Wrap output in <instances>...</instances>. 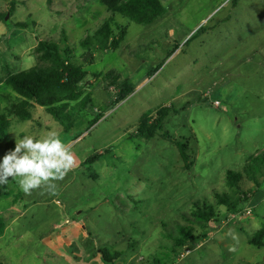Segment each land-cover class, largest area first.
I'll return each mask as SVG.
<instances>
[{
    "label": "rangeland",
    "instance_id": "1",
    "mask_svg": "<svg viewBox=\"0 0 264 264\" xmlns=\"http://www.w3.org/2000/svg\"><path fill=\"white\" fill-rule=\"evenodd\" d=\"M161 2L150 24L114 16L127 35L86 65L71 126L32 101L31 119L9 114L14 144L59 132L75 165L55 195L25 194L11 177L0 186V264H264V0ZM0 14L3 112L22 98L6 79L37 64L40 40L80 59V41L113 15L99 0H0ZM123 81L134 90L120 100ZM163 106L162 130L138 136ZM9 150L0 143V158ZM229 170L251 195L243 213L216 196L240 197ZM206 202L217 210L207 222L195 214Z\"/></svg>",
    "mask_w": 264,
    "mask_h": 264
},
{
    "label": "trees",
    "instance_id": "2",
    "mask_svg": "<svg viewBox=\"0 0 264 264\" xmlns=\"http://www.w3.org/2000/svg\"><path fill=\"white\" fill-rule=\"evenodd\" d=\"M99 1L113 15L105 20L96 31L88 34L80 41V46L83 49L80 58L82 61L74 54V49L68 44L62 46L57 41L43 39L35 47L37 64L6 79V83L22 98L13 101L5 112L1 110L0 105V143H5L10 149H14L15 144L9 133L11 129L9 114H14L22 120L31 119L30 101L46 107L48 112L62 122L66 128L71 126L72 118L67 110L70 108V102L76 101L83 93L81 83L90 74L86 65L94 63L97 50L107 51L119 48L127 35V26L118 23L114 16L120 15L136 23L150 24L165 12V6L161 0ZM0 16L4 18L5 14H0ZM27 25V22H19L9 26L25 28ZM114 25L117 26V33L114 30ZM64 40L65 42L68 41L66 37ZM120 88L121 92L118 95L120 98L118 99L121 100L134 90V85L130 81H123ZM170 113L171 107L163 106L155 111V116H146L138 126L137 135L154 136L157 129L162 130L163 122ZM99 119L100 116L92 121L90 126ZM166 135L169 134L166 132ZM177 146L184 164L189 165L190 155L187 144L178 140ZM241 180V173L236 170H229L227 182L233 189L240 191V197L228 193H217L216 195L221 198V204L226 206L229 212L235 214L245 211L243 204L248 202L251 197L249 193H243ZM196 208L195 214L206 222L217 216L216 207L207 202L204 208L200 204L196 205ZM2 226L3 223L0 222V227ZM180 233L186 234L183 229L180 230ZM188 236L190 239H194L191 234Z\"/></svg>",
    "mask_w": 264,
    "mask_h": 264
},
{
    "label": "clouds",
    "instance_id": "3",
    "mask_svg": "<svg viewBox=\"0 0 264 264\" xmlns=\"http://www.w3.org/2000/svg\"><path fill=\"white\" fill-rule=\"evenodd\" d=\"M74 165L75 157L59 132L40 138L24 135L0 158V186L11 177L25 194L46 189L55 195V182L63 180Z\"/></svg>",
    "mask_w": 264,
    "mask_h": 264
},
{
    "label": "water",
    "instance_id": "4",
    "mask_svg": "<svg viewBox=\"0 0 264 264\" xmlns=\"http://www.w3.org/2000/svg\"><path fill=\"white\" fill-rule=\"evenodd\" d=\"M5 22H6L7 24H10L9 15H7V16L5 17ZM203 101H206V99H203Z\"/></svg>",
    "mask_w": 264,
    "mask_h": 264
},
{
    "label": "built area",
    "instance_id": "5",
    "mask_svg": "<svg viewBox=\"0 0 264 264\" xmlns=\"http://www.w3.org/2000/svg\"><path fill=\"white\" fill-rule=\"evenodd\" d=\"M215 104H217L219 106L220 105V102L216 100L215 101Z\"/></svg>",
    "mask_w": 264,
    "mask_h": 264
}]
</instances>
